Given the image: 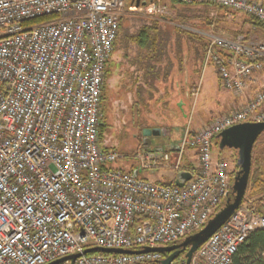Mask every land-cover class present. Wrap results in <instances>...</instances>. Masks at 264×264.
I'll list each match as a JSON object with an SVG mask.
<instances>
[{"label": "built area", "instance_id": "2783aa9c", "mask_svg": "<svg viewBox=\"0 0 264 264\" xmlns=\"http://www.w3.org/2000/svg\"><path fill=\"white\" fill-rule=\"evenodd\" d=\"M252 18L264 29V0H175ZM162 0H0V264H160L149 249L199 232L231 192L212 141L243 123H264V86L247 97L264 69V33L210 37L205 62L219 86L245 99L198 130L183 129L168 149L141 141L131 154L99 146L104 67L120 19L163 17ZM45 22L31 24L36 18ZM216 51L223 55L219 56ZM188 173L182 187L149 182L142 173ZM175 180V179H174ZM264 212L240 205L186 259L170 264H234L238 247ZM179 244V243H178ZM100 248L131 254L85 253Z\"/></svg>", "mask_w": 264, "mask_h": 264}, {"label": "rangeland", "instance_id": "374dc122", "mask_svg": "<svg viewBox=\"0 0 264 264\" xmlns=\"http://www.w3.org/2000/svg\"><path fill=\"white\" fill-rule=\"evenodd\" d=\"M130 2L131 0H128L129 5H132ZM162 2L165 3L168 9L167 14L163 17H148L139 13L132 14V16L125 15L123 17L121 28L123 29L124 35L114 46L108 63L115 64L118 59L124 57L126 51L124 48L128 47L131 43V35L135 34L137 29H140L144 25L148 29H158V32L164 33V39H168L166 41L170 43L169 47L174 55H181L178 47L180 45L179 42L185 40L187 42V49L184 46H181V49L183 48L182 54L189 57L188 63L193 70L190 80L192 88L190 114L192 119L191 123L194 126L198 122L203 123L205 120L217 117L223 112L224 107L222 103L230 107V102L226 101L227 99L231 101L232 97L230 92L219 86L216 69L212 61L208 59L205 62L204 43L201 42L202 40H194V37L187 34V31L196 33L199 29L202 30L206 36L204 41H208L210 36H231L233 33H237V31L242 29L241 25L245 23V16L230 11H223V9L213 6L196 8L195 6H186L190 12L186 13L188 17L183 19L177 11L180 7H172L169 0H162ZM149 19L157 22V25L154 26L153 23H148L147 20ZM201 23L205 24V26H200L199 24ZM242 33L244 34L246 32L242 31ZM261 72L255 76L257 88L264 86V69ZM152 84H154V81H152ZM132 85L133 83L131 82L129 86ZM253 91H255V88ZM123 94L124 92L121 90L119 83L112 85L108 82L106 83L104 91L105 99L102 103H99V112L104 117L99 126V133L102 135L99 143L101 148L105 147L108 150L131 154L136 145L142 141V130L145 127L160 125L164 128L168 126V121L170 123L169 131L171 135L179 134L180 128L177 126L182 125V121L175 114L171 113L168 108L163 107L167 112L160 114L154 106L150 105L154 102V99H147L145 97L136 99L135 104L137 107L136 105L130 107L129 104L126 106L125 103H129L130 99L123 97ZM132 100L135 101V99H131V105L133 103ZM166 142L167 139L165 137L156 136L152 146H164V148L168 149L169 147ZM255 145L253 151L254 162L264 170V133L258 136ZM211 158L212 162L219 159L222 160L226 165L227 172L234 177V173L237 171L236 151L229 149L220 150L218 146L212 144ZM176 175L168 170H159L152 174L142 173L141 177L143 176L147 181L153 183H171L176 178ZM247 202L244 204L249 207L251 201L248 200ZM253 213L260 214L254 211Z\"/></svg>", "mask_w": 264, "mask_h": 264}, {"label": "crops", "instance_id": "0c3cea01", "mask_svg": "<svg viewBox=\"0 0 264 264\" xmlns=\"http://www.w3.org/2000/svg\"><path fill=\"white\" fill-rule=\"evenodd\" d=\"M130 3L136 4V0H131ZM201 6L203 5H195V8ZM130 15L132 16V14L126 16ZM199 25L205 26V24L202 23ZM243 25H241L242 29L240 30L246 32L247 37L255 39L262 37L264 33V29L262 27H254L244 23ZM199 30L196 33L187 31V34H189L191 37H194V40H202L201 42L204 43V46H207L206 44L208 41H204L206 36L203 34L204 32H202V30ZM179 43L180 45L178 47L180 49L181 55H174L170 50L169 42H157L156 47L158 48L159 52L158 56L153 58V54L151 52L153 45L149 44L146 47L144 43L131 42L128 47L124 48L126 51L125 54L123 53L124 57L122 59H118L117 63L115 64H109L107 61L104 67L103 90H105L107 82L111 85L114 83H119L121 90L124 92L123 97L130 99L129 103H125L126 106L128 104L130 107L136 105L135 102L137 98L142 99V97H145L147 99H154V102H152L150 105L154 106L158 110V113L161 114L163 112H167L163 108L166 107L171 113L175 114L181 119L182 125L177 126L180 128L179 134L174 136L171 135V132L169 131L170 123L168 120H166L168 121V126L164 128L159 124V126L145 127L144 130L147 129L151 131L148 137L149 143L147 145L143 142L144 137L142 136V142L148 149H166L164 146H152L156 136L165 137L167 139L166 143L169 148L175 147L180 141L183 129L186 127L187 123H189L190 129L198 130L210 123L214 118L227 115L233 110L239 108L245 100L243 98L234 97L233 94H231V101L226 98V102H230V107H228L229 105L222 103L224 107L223 112L217 117L205 120L203 123L198 122L197 125L193 126L191 123L192 119L190 114V98L192 96L190 80L193 70L188 63L189 57H186L182 54L183 48L181 49V46H184L187 49V42L184 40ZM161 51H163V54ZM152 81H154V84H152ZM131 82L133 85L129 86ZM254 88H256V85L250 86L249 89L251 92L250 90L247 91V97L252 96ZM133 98L135 101L132 100L133 103L131 105V99Z\"/></svg>", "mask_w": 264, "mask_h": 264}, {"label": "water", "instance_id": "95a60500", "mask_svg": "<svg viewBox=\"0 0 264 264\" xmlns=\"http://www.w3.org/2000/svg\"><path fill=\"white\" fill-rule=\"evenodd\" d=\"M138 3L139 0H136V6ZM150 132L151 131L147 129L142 131V136L144 137L143 142L146 145L149 143L148 137ZM262 133H264V123H243L222 131L216 137L218 140V148L220 150H234L237 153L236 167H238V172L233 177V199L220 208L199 232L185 238L179 244L165 248L149 249L143 252L155 251L162 254H168L160 264H170L177 258L179 250H184L188 247L185 259L186 262L189 263L191 256L196 251V249L202 245L212 234H214L231 216V214L241 205L250 173L252 148L258 136H260ZM188 180H190V175L188 173L181 172L176 175L173 183L176 187H182ZM97 252L131 254L130 252L126 251L104 250L100 248H92L85 251V253ZM75 258L76 256L66 257L51 264H61L67 260L73 262Z\"/></svg>", "mask_w": 264, "mask_h": 264}, {"label": "trees", "instance_id": "16d2710c", "mask_svg": "<svg viewBox=\"0 0 264 264\" xmlns=\"http://www.w3.org/2000/svg\"><path fill=\"white\" fill-rule=\"evenodd\" d=\"M169 1L172 7H177V6L180 7L177 11L179 12L180 16L183 17V19L188 17L186 16V13L190 11L188 10V8H186V6L179 5L175 0H169ZM244 18H245L244 24H248L254 27H261V25L257 23L255 20H253L252 18H249L246 16ZM49 19H50L49 17L36 18L30 21L29 23L31 24L41 23V22L48 21ZM122 19L123 17L120 19L119 30H118V33L115 39L114 46L124 35L123 29L121 28ZM147 22L153 23L154 26L157 25V22L151 21L150 19L147 20ZM237 34H243V33L241 30H239L237 31V33L235 32L231 36H235ZM244 35H246V33H244ZM164 38H165V34L162 32H158V29H148V27L144 25L140 29H138V31L135 34L131 35L130 41L137 42V43H144L146 47L149 44L153 45L151 52L153 54L152 55L153 58H155L158 56V52H159L158 48L156 47V43L166 41ZM205 50H206V46H204V51ZM161 52L163 54V51ZM216 54L219 56L223 55L220 51H216ZM103 88L101 90L100 103H102L105 99L104 97L105 90H103ZM102 119H104L103 114H101L100 123L102 122ZM98 138L100 142L102 139V135H100V133H99ZM212 144L218 146V140L214 139L212 141ZM255 146L256 145L254 144L252 148V152H251L250 173H249V178L247 181L244 197L242 198V201H241V205L246 203L248 200H250L251 205L249 206V208L252 209L254 212L263 213L264 212V170H262V168L257 166L254 162L253 151L255 149ZM102 149H106V148L104 147ZM237 170H238V167H237ZM232 184H233V179L231 180L230 195L225 201H223L220 208H222L227 202L233 199L234 192H233ZM187 251H188V247L184 250H179L176 261H179L185 258ZM162 255L165 258L168 254H162ZM233 263L234 264H264V231L257 230L248 236V238L238 247L236 253L234 254Z\"/></svg>", "mask_w": 264, "mask_h": 264}, {"label": "flooded vegetation", "instance_id": "af4514ba", "mask_svg": "<svg viewBox=\"0 0 264 264\" xmlns=\"http://www.w3.org/2000/svg\"><path fill=\"white\" fill-rule=\"evenodd\" d=\"M238 172V170L234 173V176H235V174Z\"/></svg>", "mask_w": 264, "mask_h": 264}]
</instances>
